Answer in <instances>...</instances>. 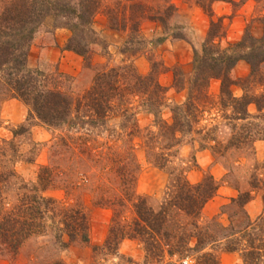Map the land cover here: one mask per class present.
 I'll list each match as a JSON object with an SVG mask.
<instances>
[{"label": "trees", "instance_id": "trees-1", "mask_svg": "<svg viewBox=\"0 0 264 264\" xmlns=\"http://www.w3.org/2000/svg\"><path fill=\"white\" fill-rule=\"evenodd\" d=\"M157 1L162 2L160 7H153L145 0H133L127 5H120L115 11L104 8L109 20L118 23H113L111 28L127 31L118 47L121 54L135 55L144 48L147 41L141 35L140 24L145 19L158 23L162 32L167 35L169 29H175L171 30V39H184L182 26L168 24L169 19L179 16L174 2ZM207 1V4L201 0H196V3L211 16V4L214 0ZM101 4V0H0V86L9 96L20 99L27 105L29 116L54 129L61 126L74 128L83 123L89 127L88 131L100 128L106 130L105 127L111 126L109 121L116 114L121 119L125 112L130 111V107L121 104L122 97H130L135 86L140 84L144 87L142 94L145 95L141 98V104L144 111L152 116L157 128L155 132H146L142 147L148 162L158 169L168 171L171 168L167 166L176 157L186 135H196L202 141L199 148L210 149L212 153L230 148H249L254 153L253 142L264 140V127L260 124L246 123L237 130L233 127L225 144L210 136L213 130L211 128L216 126L207 128L202 136L203 128L199 124L204 121L206 105L216 106L217 111L230 109L231 118L235 120L248 118L250 105L258 111L263 108L264 104H259L262 97L245 92L237 97L233 94V87L245 89L243 83L251 77L258 76L264 80L261 72V65L264 64V26L259 38L244 34L239 41L222 47L218 40L224 37L223 25L220 19H211L200 50L193 51L192 73L186 86L187 96L184 101L169 109L170 115L166 120L160 116L165 89L157 79L156 72L159 71H156L158 66L154 62L145 76L137 74L130 64L96 73L91 85L76 98L51 89L46 84L47 76L27 65L28 46L34 33L48 16L52 18L55 27L69 29L70 36L65 49L81 56L85 62L88 61L90 45L99 42L92 35L95 34L94 16ZM239 60L246 61L250 71L243 79L235 80L230 76V71ZM129 78L133 79V83L126 82L132 81L127 80ZM212 80L219 82L216 100H210L207 94ZM173 81L174 86L178 87L176 74ZM119 130L121 131V127ZM111 132L119 136L117 131L111 129ZM194 140L197 139L190 138L189 143ZM97 143L99 144L98 141ZM105 143L101 142L99 145ZM54 146H57L56 142H53L52 147ZM91 149L86 148L79 153L81 168L66 183L70 189L92 185L93 179L89 178L88 171L93 167L117 178L119 193L109 195L101 192L95 201L98 205L112 208L113 216L105 240L107 249L114 248L124 238L138 239L144 245L146 257H152L157 255L153 249L162 245L166 246L167 254L172 255L181 254L186 249H212V246L224 243L222 250L227 252L240 249L238 245L246 246L244 264H264V238L256 232V221L242 210L251 199L252 190L262 189L264 192V179L258 175L249 182L250 190L238 191L236 196L230 197L228 203L220 207L219 214L227 216L228 224L225 225L219 219V214L208 219L202 217L205 204L216 195L218 189V182L212 176H205L197 183H189L185 178L186 167L180 166L178 174L170 181L173 190L170 189L159 209L154 210L148 204L146 196L136 194L133 189L138 166L131 152L132 147L120 150L110 145L102 146L89 160ZM80 160L76 162L79 163ZM172 171L171 169L168 173L171 174ZM60 173L61 169L54 173L49 166H41L37 173V184H20L19 194L11 201L4 187L8 186V177L15 174L0 172V248L3 246L8 254L16 255L27 238L42 233L46 228L47 218L55 221V238L59 244L66 246L76 240L88 241L90 220L86 210L78 204L64 205L43 194L48 186L54 185ZM61 184H64L63 180ZM63 188L67 189V186L63 185ZM96 188L102 190L104 184H97ZM262 201L264 205V193ZM177 213L182 216L173 220L172 216ZM64 237L67 241L63 240ZM208 260L215 263L217 258L209 255Z\"/></svg>", "mask_w": 264, "mask_h": 264}, {"label": "rangeland", "instance_id": "rangeland-1", "mask_svg": "<svg viewBox=\"0 0 264 264\" xmlns=\"http://www.w3.org/2000/svg\"><path fill=\"white\" fill-rule=\"evenodd\" d=\"M132 1L101 0L99 11L94 16L95 34L92 35V38L96 37L99 42L90 45V58L86 62L81 56L65 49L70 36L69 29L55 27L52 18L46 17L28 46L27 65L32 69L42 71L47 76L46 84L51 89H57L71 98H76L91 85L96 73L130 64L137 74L145 76L154 62L158 66L156 71H159L156 72L157 79L165 89L160 116L167 120L170 115L169 109L174 104L184 101L187 96L186 86L187 79L192 73L193 51L200 50L206 39L211 19L215 21L220 19L223 25L225 34L218 40L222 47L239 41L244 34L259 38L263 33L264 18L261 19L262 32L259 37H254L251 33L254 25L253 20L250 19L242 29L240 36L229 41L226 38L229 20L214 14L212 4L215 0L211 4V16L202 10L196 0H170L177 7L179 16L169 19L168 24L182 26L184 39H171V30L175 29H169L167 35L162 32L158 23L145 19L140 24L141 35L147 41L144 48L135 55L121 54L118 47L120 41L126 37L127 31L111 28L116 22L109 20L104 8L115 11L116 8H120V5H127ZM145 1L153 7L157 5L160 7L162 3L157 0ZM201 2L208 3L207 0H201ZM243 2L244 0L230 2L231 13L228 19L236 15ZM262 7L264 8V5ZM201 14L205 16V21ZM249 71V64L244 60H239L231 69L230 76L235 80L243 79ZM261 72L264 74V64L261 65ZM174 74L179 80L178 87L173 84ZM127 80H132L126 82L133 83L132 78ZM243 85L245 89L233 87L235 96L239 97L245 92L251 96L262 97L259 104H264L263 78L258 76L248 78ZM143 88L138 84L130 97H122L121 104L130 107V111L125 112L126 114L121 119L116 114L109 121L111 126L105 127L106 130L100 128L88 131L89 127L83 123L74 128L61 126L54 129L45 126L37 118L28 115V107L24 102L9 96L0 86V172H14L15 174L13 177H8V186L4 187L5 192L10 196L9 200H14L19 194L20 184L35 186L39 168L47 165L53 169L54 173L57 169H61L62 173L55 179L54 185L48 186L43 191L44 196L52 197L57 202L68 206L81 205L88 213L90 220L87 242L76 240L63 246L56 242L55 221L52 222L47 218L45 230L27 238L19 247L16 255L8 254V251L1 246L0 264H175L178 259L187 256L194 259L196 264H244L246 246L243 247V245H238L240 249L232 252L222 250L224 243H221L215 247L212 246V249L208 247L198 251L186 249L181 254L172 255H168L165 250L166 246L162 245L160 248L153 249L157 255L146 257L141 241L124 238L114 248L107 249L105 240L113 216L112 208L98 205L95 201L98 198L96 196L101 192H107L109 195L119 193L117 178L110 173H101L97 167H93L88 171L89 178L93 179L92 185L70 189L66 183L67 180L74 178L76 171L80 170L82 159L80 160L79 153L86 148H94L89 150L88 159L90 160L92 154L101 150L102 146L110 145L120 150H127L130 146L138 166L133 180V189L136 194L146 196L148 204L154 210L159 209L170 193V189L173 190L170 181L175 174H178L180 166L186 167L185 178L189 183H197L205 176H212L218 182V189L216 195L205 204L202 211V217L208 219L219 214L220 207L228 203L231 194L236 196L238 191L250 190L249 182L257 178V175L264 179V147L262 145L257 147L255 143L258 140H255L252 145L254 153L249 148L238 150L230 148L226 151L221 149L218 153H212L210 149H207L204 153L205 150L199 148L202 141L196 135L192 137L186 135L176 157L167 166L171 167L168 171L173 170L171 174L149 163L142 147V141L147 131L155 132L157 128L153 124L152 116L144 111L141 104V98L145 96L144 93L142 94ZM218 89L219 82L212 80L207 90L210 100L217 99ZM205 110L204 121L199 124V127L203 128L201 135L207 128L214 125L216 127L211 128L213 133L209 135L224 144L231 136L233 127L237 130L246 123L251 125L256 123L264 127V106L258 111L250 105L248 107L249 117L238 120L231 118L230 109L217 111L216 106L206 105ZM76 121L80 122V120ZM111 129L117 131L119 136L112 132L111 134ZM190 138L197 140L189 143ZM97 141L99 144L106 143L100 146ZM53 142H56L57 146L52 147ZM255 150H258L262 157L258 158ZM79 160L80 162L77 163L76 161ZM62 180L67 189L63 188ZM100 183L104 184L102 190L96 188V185ZM263 193L262 189L252 190L251 198H257L259 206L256 209L253 202V205L248 207L254 216L251 219L257 223L256 232L260 233L262 238H264ZM242 210L246 212L245 208ZM256 211H258V216ZM127 214L130 217V213ZM180 216L182 215L174 214L172 219ZM219 217L223 224H228L226 214H219ZM63 240L67 241V238L64 237ZM224 252L235 254L237 263L234 259L222 260L221 253ZM209 255L214 259L217 258V261L215 263L209 261Z\"/></svg>", "mask_w": 264, "mask_h": 264}, {"label": "crops", "instance_id": "crops-1", "mask_svg": "<svg viewBox=\"0 0 264 264\" xmlns=\"http://www.w3.org/2000/svg\"><path fill=\"white\" fill-rule=\"evenodd\" d=\"M238 1L240 0H215L212 4V10L216 16L223 17L225 20H229V27L227 28L226 38L229 41H233L238 38L242 29L245 27V24L248 23L250 19L253 20L254 25V30L252 29L251 33L254 35V37H259L262 32L261 19L264 18V8L262 7V5H264V0H244V2L241 3L240 7L238 8L236 15L228 19L227 17L231 13V8L229 7L230 2ZM202 17H204L205 21V16L202 15ZM255 144L257 145V147H259V145H262L264 147V140H258V142ZM204 150V153H206L207 148H205ZM255 152L258 158L262 157V154L258 150H255ZM232 196L234 195L231 194L230 197ZM253 202L255 208L258 209L259 204L257 198H251L244 207L246 209V213L250 218H253L254 216L250 213L248 207L252 206ZM255 213L257 215L258 211H256ZM221 259H228L229 261L234 259V261L237 263V258L233 253H221Z\"/></svg>", "mask_w": 264, "mask_h": 264}, {"label": "built area", "instance_id": "built-area-1", "mask_svg": "<svg viewBox=\"0 0 264 264\" xmlns=\"http://www.w3.org/2000/svg\"><path fill=\"white\" fill-rule=\"evenodd\" d=\"M175 264H196V262L194 259L187 256L178 259Z\"/></svg>", "mask_w": 264, "mask_h": 264}]
</instances>
